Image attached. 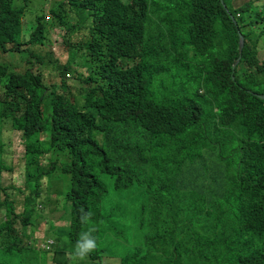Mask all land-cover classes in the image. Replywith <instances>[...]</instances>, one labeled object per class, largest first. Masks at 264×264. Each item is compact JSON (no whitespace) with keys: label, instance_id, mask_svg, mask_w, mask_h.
<instances>
[{"label":"trees","instance_id":"1","mask_svg":"<svg viewBox=\"0 0 264 264\" xmlns=\"http://www.w3.org/2000/svg\"><path fill=\"white\" fill-rule=\"evenodd\" d=\"M222 1L52 0L46 11L0 0V53L26 55L22 71L0 65V118L25 160L18 187L3 184L12 168L0 163V264H73L90 229L97 248L81 264H264V0ZM54 27L69 56L48 62L60 93L34 71ZM57 172L69 188L45 195ZM59 202L67 230L35 247L36 219L47 208L58 221Z\"/></svg>","mask_w":264,"mask_h":264},{"label":"rangeland","instance_id":"2","mask_svg":"<svg viewBox=\"0 0 264 264\" xmlns=\"http://www.w3.org/2000/svg\"><path fill=\"white\" fill-rule=\"evenodd\" d=\"M52 0H43V7L44 10L47 11L49 8V5L51 4ZM125 1V0H124ZM243 2V0H234L233 6L235 7L237 4ZM264 13V7L261 9ZM25 23V22H24ZM64 34V30L61 28H50V39L52 40L51 45V52L47 56V67H42L40 65L39 69L34 68L35 72L38 71L40 74L43 75V84L47 86L48 89H51L55 91L56 93H60V80L62 79L60 77L59 71L57 70L56 66H52L53 64H49L51 61L55 62V59L58 60V64H67L68 61V54L65 52L66 48L63 46V40L62 35ZM29 32L25 31L23 34V40L28 39ZM40 53V49L37 50ZM264 56V51L259 55V58H262ZM26 55L24 54H5L1 55L0 53V65H7L9 66V72H16V71H22L25 68V61ZM34 61V60H33ZM49 62V63H48ZM10 63V64H9ZM64 64V65H65ZM82 66V61L78 56V60L75 61L70 67L71 72H69V76L66 75L70 81L65 82L69 86V90L72 94H74L73 91V84L76 83V76L80 72L81 74H84V68ZM43 68V69H42ZM77 71V72H76ZM83 71V72H82ZM4 82L5 80L2 79L0 81V110H1V97L4 89ZM75 82V83H74ZM78 83V81H77ZM11 129L10 124L7 120H3L0 118V163L1 161L5 160L7 164L11 162V171H4L2 173V180L3 184L7 187L11 183L15 184L17 187L22 185L24 183V144L21 138V134L15 132ZM43 138V137H40ZM11 147V152H10ZM59 159V162L63 163L64 159L62 155H56L54 156L53 160ZM42 167L44 169H47V164L41 163ZM40 166V162L38 165H36V168ZM102 179L104 183L107 185L108 193L110 198L115 197V192L112 190L111 181L108 179L107 176L103 175ZM51 181L42 180L41 186H45L46 189H42L45 195H50L55 192V190H67L70 185V177L67 175H62L60 173H55L50 176ZM57 187V188H56ZM13 193L14 198L16 201H20L23 197V194L10 190ZM61 205V208H65V211L61 210L58 212H55V216L59 217L60 219L58 221H52L49 218L50 212L47 208L42 209V215L40 218L36 219V230H35V236L33 237V244L35 247L42 248L44 245V241L47 240L53 241L55 237L57 236V233L59 229L67 230V226L69 225L70 215H69V205L64 202H59ZM113 204V201L109 204H106L107 207L111 206ZM21 209L20 206H18L17 210L19 211ZM50 226H56L57 230L50 228ZM25 233H28L27 228L24 229ZM65 233V232H63ZM43 249V248H42ZM84 259L83 261H85ZM66 264L69 263V258L66 262ZM75 264H81L79 261H76Z\"/></svg>","mask_w":264,"mask_h":264},{"label":"clouds","instance_id":"3","mask_svg":"<svg viewBox=\"0 0 264 264\" xmlns=\"http://www.w3.org/2000/svg\"><path fill=\"white\" fill-rule=\"evenodd\" d=\"M17 132V131H15ZM14 132V133H15ZM19 133V132H17ZM69 209H70V204ZM92 216L91 212L88 213H83L81 215V223L86 224L90 221V218ZM70 222V220H69ZM92 231L93 229H90L89 231L82 232L76 241V244L74 246V251L70 255V259L73 261V264H75L76 261H83L90 253L96 250L97 248V243L95 237L92 236ZM49 240L46 241V243ZM51 244L53 241H50ZM49 244V246L51 245ZM49 249V248H48Z\"/></svg>","mask_w":264,"mask_h":264},{"label":"water","instance_id":"4","mask_svg":"<svg viewBox=\"0 0 264 264\" xmlns=\"http://www.w3.org/2000/svg\"><path fill=\"white\" fill-rule=\"evenodd\" d=\"M220 1H221V4L225 7V5L223 4V1L222 0H220ZM238 34H239V48H238L239 55H238L237 59L235 60V63L232 65V69H234L236 64L240 61L242 47H243V37L241 36V34L239 32H238ZM259 98L264 100V95H259Z\"/></svg>","mask_w":264,"mask_h":264},{"label":"built area","instance_id":"5","mask_svg":"<svg viewBox=\"0 0 264 264\" xmlns=\"http://www.w3.org/2000/svg\"><path fill=\"white\" fill-rule=\"evenodd\" d=\"M49 244H51V242H50V241H48V242H47V244H44V245H43V248H46V249H48V248H49Z\"/></svg>","mask_w":264,"mask_h":264}]
</instances>
